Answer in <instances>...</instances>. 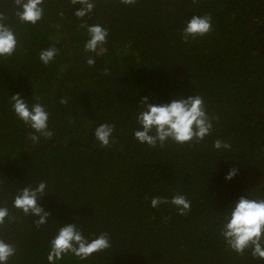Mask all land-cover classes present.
Here are the masks:
<instances>
[{
	"label": "trees",
	"instance_id": "obj_1",
	"mask_svg": "<svg viewBox=\"0 0 264 264\" xmlns=\"http://www.w3.org/2000/svg\"><path fill=\"white\" fill-rule=\"evenodd\" d=\"M94 2L81 20L82 5L45 0L43 19L31 25L18 21L12 0H0L18 39L16 52L0 58V206L15 218L0 227L16 247L8 264H48L50 241L69 223L89 240L108 233L111 247L57 264H264L250 250L231 251L220 235L240 197L264 198V0ZM206 14L212 31L185 44L186 22ZM85 24L109 31L103 52L84 51ZM49 47L59 51L45 66L39 53ZM14 94L44 105L51 139H29L35 133L13 112ZM197 94L213 120L203 141L150 147L134 138L141 99L163 104ZM102 123L115 125L107 148L94 135ZM216 139L231 149L215 150ZM232 168L238 174L228 181ZM41 181L48 192L38 203L51 216L37 228L39 218L12 201ZM175 194L190 201L186 215L171 204L151 206L152 197Z\"/></svg>",
	"mask_w": 264,
	"mask_h": 264
},
{
	"label": "clouds",
	"instance_id": "obj_2",
	"mask_svg": "<svg viewBox=\"0 0 264 264\" xmlns=\"http://www.w3.org/2000/svg\"><path fill=\"white\" fill-rule=\"evenodd\" d=\"M16 6L15 16L20 23L36 25L43 19L45 0H12ZM124 5H135L137 0H119ZM198 4L199 0H191ZM72 6L77 4L82 7L75 12V16L81 20L89 16L95 8L94 0H69ZM211 15H194L187 22L181 32L183 42L189 44L197 37H204L212 31ZM87 28L88 40L84 44L86 53L104 51L102 45L106 44L109 31L100 24L82 25ZM18 47V39L12 27L7 23V16L0 12V58L11 57ZM56 47L42 49L39 53L40 61L47 66L58 54ZM89 66L95 65L92 57L87 58ZM109 70L104 69V75ZM67 99H61V104H67ZM140 110L135 119L139 127L134 130L133 136L141 144L161 147L171 140L178 145L200 143L213 131V120L206 111L204 99L201 95H190L187 98L179 97L170 103H150L147 97L139 102ZM11 107L15 115L25 125L34 130L29 139L38 144L42 138L51 139L54 135L49 129V113L38 98L35 103L29 104L20 94L11 95ZM115 125L102 123L95 128L94 135L102 147H109L115 143L113 133ZM215 150H230L231 144L216 139L213 142ZM238 174V169L229 170L226 179L231 181ZM46 181L29 185L18 191L12 201L17 210H21L26 216L38 217L35 227L45 225L51 214L44 210L38 201L48 192ZM171 204L178 214L186 215L191 210V203L185 195L175 194L170 200L156 196L151 199V206L158 208L161 205ZM9 209L0 206V227L14 221ZM220 235L227 247L243 256L246 250L251 251L255 260L264 261V198H250L242 196L223 215L220 227ZM111 247L108 233H101L89 240L83 231L77 227V223L62 225L54 238L50 241V250L47 255L48 264H57L67 254H73L80 260H87L93 254ZM16 255V247L0 237V264H8L11 257Z\"/></svg>",
	"mask_w": 264,
	"mask_h": 264
}]
</instances>
